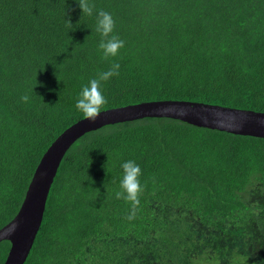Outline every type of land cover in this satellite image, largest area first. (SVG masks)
I'll list each match as a JSON object with an SVG mask.
<instances>
[{"label": "trees", "instance_id": "1", "mask_svg": "<svg viewBox=\"0 0 264 264\" xmlns=\"http://www.w3.org/2000/svg\"><path fill=\"white\" fill-rule=\"evenodd\" d=\"M90 2L92 16L76 0H0V229L47 148L84 119L82 86L112 63L119 75L102 82L101 111L176 100L264 113V0ZM100 9L125 41L108 59ZM128 160L143 186L132 220L115 197ZM9 248L0 243V264ZM24 264H264V139L165 118L81 136Z\"/></svg>", "mask_w": 264, "mask_h": 264}, {"label": "water", "instance_id": "2", "mask_svg": "<svg viewBox=\"0 0 264 264\" xmlns=\"http://www.w3.org/2000/svg\"><path fill=\"white\" fill-rule=\"evenodd\" d=\"M147 118L173 119L219 132L264 139V113L199 102H143L103 110L94 122L81 119L65 129L47 148L35 168L21 207L0 229V243L10 244L4 264L25 263L42 223L51 184L68 149L91 131Z\"/></svg>", "mask_w": 264, "mask_h": 264}, {"label": "clouds", "instance_id": "3", "mask_svg": "<svg viewBox=\"0 0 264 264\" xmlns=\"http://www.w3.org/2000/svg\"><path fill=\"white\" fill-rule=\"evenodd\" d=\"M81 14L92 16L95 5L90 0H76ZM95 30L99 33L101 39L98 48L102 52L104 59L115 57L119 54L120 49L125 46V41L118 35L114 34L116 21L112 14L103 9L97 10ZM67 25L70 27L72 23L67 19ZM120 65L112 63L108 70L98 72L95 77L90 79L87 84L83 85L76 99L75 108L81 112L84 118L90 122H94L101 108L107 103L106 98L101 90L102 82H107L111 77L119 75ZM23 102H28L29 96L21 97ZM122 169V177L120 180V190L115 193L117 199H123L131 204V210L126 219L135 218L137 208L140 204L139 196L143 192L140 177L142 175L141 168L134 160H128L120 165Z\"/></svg>", "mask_w": 264, "mask_h": 264}]
</instances>
